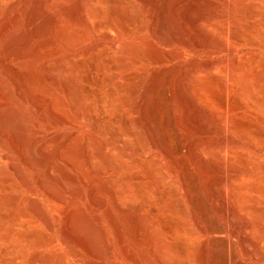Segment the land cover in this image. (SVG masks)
Instances as JSON below:
<instances>
[{
  "label": "rangeland",
  "instance_id": "obj_1",
  "mask_svg": "<svg viewBox=\"0 0 264 264\" xmlns=\"http://www.w3.org/2000/svg\"><path fill=\"white\" fill-rule=\"evenodd\" d=\"M34 1L12 0V2L16 3V7L10 13L9 18L17 16L25 20V12L27 14V10L34 4ZM73 1L75 2L76 0H59L60 3L63 2L64 6L69 7L74 4ZM130 1L136 10H138L146 26L145 30L136 32L133 36H126L123 33L97 32L92 27L83 24L80 20L70 19L66 15H62L58 25L64 29L65 35L70 40L67 43L54 30H50L45 35V39L49 42L51 41L50 52H48L46 60L54 63L58 59L72 57L75 61H81L85 60L88 53L91 52L94 54L102 53L104 59H110L117 63L122 62L123 65H119L116 70L112 71L106 68L102 73L98 74H104L112 80V86H114L118 98H127L128 105L120 112L121 117L127 121L135 120L139 122L143 137L148 142L156 144V148H151L147 154L138 151L134 142L116 137L112 129H105L97 125L94 120L95 118L105 116L111 121L115 117L114 112L105 110V113L104 111L102 113L97 107H89L85 102L80 108H74L64 90L63 79L69 77L78 89L89 87L92 90H96L97 87L90 82L88 83L85 79L87 70L83 73L61 75L52 83L44 78L41 86V96L35 98L34 94L20 89V82L13 80L12 72L10 73L0 62V108L4 107V110L2 109L3 112L0 109V116L5 114L3 117L6 116V118L12 120L15 114V118L11 122V124L13 123L11 125L13 128L10 126L8 127L9 129H6L0 123V137H5L9 140L10 145L8 150L12 154V157L22 165L30 183V187H26L9 170V162L0 160V167L4 169L3 175L6 173L5 177L2 175L0 177V183L2 184L0 187V197H4L7 201L13 203V209L0 205V213L2 214V216L0 214L2 219H0V230L4 229L6 223L12 221L13 211L17 209L26 210V217L18 222L20 228L18 226L13 228L18 237H11L12 239H6V237L5 239L0 238V264H24L22 260L29 262V260L34 258H41L43 260L50 258V262L54 261V264H166L161 262L157 249H154V246L148 241L147 231L142 230L139 234L134 226V219L132 220L128 214L118 212L113 204L111 193L108 190V184L113 180H126L133 175H138L143 180L149 177L148 173L151 169L146 170L134 167L132 165V159L134 158L140 160L150 158L153 160V165H156L163 171L167 179L163 183L157 184V187L161 190H166L169 184L175 188L177 200L186 213V221L196 234L195 254L200 263H203L205 260V241L210 240V238H223L222 240L230 241L234 245L235 252L241 257V264H264V247L260 242V236H264V194L252 190L258 186H264L263 146L251 145L247 137L238 136L231 129L220 127L216 120L218 116H222L219 111L213 110L207 112L195 107L193 103L188 110L181 108L182 106L179 107L178 111L181 112L180 132L184 134L186 140L195 143L199 148H203V144L208 145L212 147L214 152L227 140L233 146V151H238L242 155H245L248 161V164L245 165L242 161L239 162L237 158L230 157V160H227L229 165L228 170H224L219 158H216L215 161L207 159L204 162L201 161L202 163L199 160L195 161V157L192 158L193 156L189 154L181 158V161L183 159L182 163L188 169V175L192 174L191 176L197 177L195 184L197 185L198 192L193 195V197L195 196V201H200L201 199L204 203L202 201L200 203L210 211L214 222L225 224L224 226L227 229L225 233L209 234L203 231L200 232L201 228H198L200 226L195 221L193 214L195 213L194 201H191L193 198L190 199L189 192H186L187 190L184 186L185 178L182 177V172H180V169H177V166L172 162L173 160L169 159L161 148V150L159 149L154 132L151 131L143 116L144 114L137 109V106L141 102L140 99L143 97L144 88L153 82L155 78L157 79L159 75H162L164 71H172V74L167 78V84H164L165 86L160 88L165 89L166 92L157 94V96L159 95L160 103L156 106V112L158 113L159 121H164L173 126L175 124V116L168 103L170 99L169 91L173 92V90L177 91L180 89V79L187 77L194 68L198 66L203 67L215 62L228 64L236 56H247L248 61L245 68V76L250 79L248 83L249 89L252 92L257 90L259 97L264 99V16L260 15L257 21H253L249 19V16L246 15L247 17H245V14L241 13H244V10L248 9L251 4L257 5L264 12V0H237L238 3H232L229 0H191L197 4L195 14L198 12L205 13L215 20L216 25L230 23L229 29L232 33H240L237 29L240 25H242V31L244 29L247 31L253 25L257 26L259 30V32L257 30V37L263 41L259 46L257 44L250 46L247 42L241 46H235L228 41L223 45H219L217 42L219 36L215 28L214 30H210L211 35L210 33L209 35H205L184 15L187 14L185 13L187 12V2L183 3L184 6L181 3L180 8L182 9L179 8V11L177 10V13H174L177 26L183 28L181 32L182 37L181 35L179 36L181 39L179 38L175 42L171 40L164 43L157 39L153 33V21L157 9L150 7L141 0ZM176 1L180 2V0ZM68 2H70L69 4L73 3L69 5ZM240 3L242 5L245 3V7L242 6V8H245L244 10L241 6H239L240 9L237 8ZM209 7L215 10L218 9L220 15L218 11H216L218 12L217 16L211 15L214 10H209ZM199 8H202L204 11ZM172 11L175 12L174 10ZM20 27L19 31L23 33L25 26ZM5 40L0 34V57L2 58L6 54ZM40 40V37L32 36L31 39L26 41L25 50L34 49L39 45ZM186 42L187 46L185 45ZM112 45H116L117 48L112 49ZM128 49H131L129 51L131 52L130 54L128 53ZM14 61L15 65H20L17 61ZM41 65V63L36 64V69H40ZM256 69H259L260 72ZM37 71L42 73L41 69ZM252 74L254 77L251 76ZM129 76L132 78L129 79ZM203 76L201 77L203 78L202 80L206 84H209L212 91L220 94L222 87L226 83L223 75L217 72L215 75L204 74ZM141 80L144 81L143 87L142 85L141 87L138 85L142 82ZM221 84L223 85L221 86ZM231 86L232 88L234 86V89ZM231 86L224 87L228 97L230 100L239 99L244 102L245 120L251 122L258 131L262 132L264 137V104L260 105L262 107L253 104L251 101L240 96L239 91H237L238 89H235V85ZM135 87H140V89H137L134 95ZM177 99H181V102L188 100L185 95L183 98L177 97ZM53 101L56 102V109L54 111L50 109V104ZM80 110L87 111L92 119H81ZM185 115L190 116H188L190 118L189 122H194L193 128L189 129L190 131L184 126L185 121H187H184ZM225 117L228 119H240V116L233 112L228 113ZM181 119H183L182 123ZM61 120L63 121L61 122ZM22 126L24 130L21 129ZM19 132L23 133H21L24 138L23 142H26L25 144L30 147V150H26L27 152L25 153L29 154L32 158L29 163L22 161L23 157L19 155L16 147L15 142H18L16 138L17 136H21L20 134L18 135ZM68 138L76 139L73 146L75 153L73 157L76 156L74 161H76L77 165L74 167L66 166L64 161L66 158L63 157L65 156L64 142ZM32 147L35 149L34 151L33 149L31 150ZM86 148H88L94 158L93 165L77 156L79 152L86 150ZM4 151L5 149L0 148V152ZM203 152H205L204 149ZM58 154H60L59 158ZM98 154H101L103 158H97ZM48 155H50V162L52 164L51 171H54V173L51 172V178L48 177L47 170L44 163H42L44 159L48 158ZM60 158L63 159L64 164L59 160ZM109 159L118 162L120 166L114 168L107 166L106 160ZM206 168L207 170L205 171L204 169ZM207 171H210V173L208 172L210 176H208ZM236 175L241 177L243 183L248 188L239 193L244 203L240 208L237 220L232 221L229 219L226 207L218 199L219 197L217 198L212 192L211 186L213 182L223 181L227 176ZM70 179H73V182ZM95 183H99L100 185L99 198L95 197V194L92 193ZM232 192V186H228V197L234 205L235 198ZM121 200L125 208H139V201H136V199L132 198V196L130 197L127 193L121 194ZM190 201L191 203L193 202V205ZM34 205H37L39 211H42L41 213L44 217L51 222L53 226L51 230L34 215L31 210V207ZM251 207L256 208L258 215H250L248 213ZM139 211L140 216L147 221V225L153 226L157 230L158 237L156 243L158 245L156 244V247L174 242L173 240H167L163 236L156 226L154 219L148 218L149 212L147 208H140ZM72 215L75 221L77 219L80 221L79 226H75L76 222L74 221H72V223L74 222L73 224L70 221H66L65 217ZM247 223L255 227L254 233L246 231L244 224ZM120 228L123 230V237L119 234ZM64 230H67L73 237L72 242L68 241V244H65L66 242L63 241L64 235L62 234ZM24 235L36 236L33 240L44 237L48 243L46 242V245L44 243L37 244L34 241L30 244ZM252 237L255 239L254 242L249 241ZM34 243H36V246ZM167 261L173 264L177 262V258L175 260V257L171 255L166 259ZM50 262L42 264H52Z\"/></svg>",
  "mask_w": 264,
  "mask_h": 264
},
{
  "label": "bare ground",
  "instance_id": "obj_2",
  "mask_svg": "<svg viewBox=\"0 0 264 264\" xmlns=\"http://www.w3.org/2000/svg\"><path fill=\"white\" fill-rule=\"evenodd\" d=\"M24 1H28V0H24ZM136 1H140V0H136ZM141 1L147 3L150 7L157 9L153 21L154 23L153 33L155 34L157 39L161 40L164 43H166L167 41L170 42L171 40L175 42V40H179L180 38L179 36L182 34L181 32L183 28L177 26L174 19L175 17L174 13H177L176 12L177 10L179 11L181 3L183 4L184 2H187L186 4L187 12H185L187 14L184 15H186L189 21H191L193 25L196 26V28H198V30H200L205 35H209L210 30L211 29L214 30L215 28L219 36V38L217 39L219 45L221 44L223 45L227 41L231 42L235 46H241L245 42H247V44H250V46L252 45L255 46L256 44L259 46L260 43H263V41L257 37V30H258L257 26L253 25L247 31H245V29L244 31H242L243 28L242 25H240L237 28L240 31V33L239 32L232 33L231 30L229 29L230 23L216 25L217 23L215 22V20L210 16L206 15L205 13L198 12L195 14L194 12L197 11L195 10L197 5L195 3L196 0L195 1L180 0V2L176 0H141ZM229 1H232V3H238L237 0H229ZM69 3L70 2H68V4ZM244 4L245 3H243L242 5V3H240L238 7L236 4L235 5L238 9H240L239 6H241L242 8ZM102 6H104V8H102ZM203 6L205 5L203 4ZM203 6L202 8H204ZM15 7H16V3L12 2V0H0V34L4 37V40L6 39L5 40L6 54L3 58L0 57L1 58L0 62L3 64V66H5V68L10 73L12 72L13 80H18L20 82V89L34 94L35 98H39L41 96V92H42L41 86L43 84L42 81L44 78L48 80L50 83H52L55 82L56 78H58L61 75L83 73L85 70H87V73L85 74V79L88 83L90 82L94 84L97 87L96 90H92L89 87H86L84 89H78L77 87L74 86L73 81L69 77L63 79L64 90L67 96L69 97V99L71 100L74 108L76 109L80 108V106H82V104L85 102L86 105H88L89 107L90 106L97 107V109L102 113L103 111L105 113V110H110L115 113V117L113 118V120L110 121L107 117L101 116L99 118L94 119L97 125L105 129H112L114 135L120 139L134 142L137 150L142 152L143 154L149 153L151 148H156V144H154V142L150 143L143 137L141 131V125L139 122L135 120L127 121L123 119V117H121L120 112L122 111L123 108L126 107V105H128L127 98L126 97L118 98L114 86H112V80L104 74H98V73H102V71L106 68L112 71L116 70L119 67V65L122 64V62L117 63L110 59H104L102 53L94 54L91 52L88 53V56L85 60H81V61H75V59L72 57H68L65 59H58L57 62L54 63L46 60V58L48 57L47 54L48 52H50L49 47L51 41L49 42L47 39H45V35L48 34L50 30H54L55 33H57L59 37L65 39L67 43L70 40V38L65 35L64 29L58 25L60 21L59 19L61 18L62 15H66V17L67 18L69 17L70 19L80 20L83 24L92 27L97 32L103 31L108 33L109 32L123 33L126 36H133L134 34H136V32H141L145 30L146 26L142 21L138 10H136L132 2L130 0H76L74 4H72L69 7V6H64L63 2L60 3L59 0H35L34 4L31 5V7L27 10V14L25 12L26 15L25 20H22L20 17L17 16H14L11 19L9 18L10 13L13 11V9H15ZM205 7L207 8V6ZM246 7L248 6L246 5ZM170 8L173 9L170 10ZM202 8L199 9L203 10ZM210 9L212 8L209 7V10ZM242 9L244 10L245 8ZM172 10H174L175 12H173ZM209 10L208 12H210ZM212 10L214 11L212 12L211 15L217 16L218 12L220 15V11L218 9L217 10L212 9ZM241 13L245 14V17L249 16V19H252L253 21L254 20L257 21L260 15L264 16V12L261 11V9L255 4H251V6L248 9L244 10V13L243 12ZM23 25L25 26V30L23 33H21L19 31V28H21L20 26ZM32 36L40 37L41 39L40 43L34 49L26 51L25 43L26 41L31 39ZM185 45L187 46V42ZM111 47L112 49L117 48L116 45H112ZM129 51H131V49L130 50L128 49V53L130 54L131 52ZM13 61L14 62L17 61L18 64L20 65L19 66L15 65ZM247 61H248L247 56H236L228 64H221L215 62V63H209L203 67L198 66L199 68L198 67L194 68V70H192L187 77L181 78L179 83L181 84L180 89H178L179 88L178 87L176 88L178 89L177 91L175 90H173V92L169 91L170 99L168 103L175 116V124L173 126L169 125L164 121H159V116L158 113L156 112L157 111L156 106H158L160 103V98L159 95L157 96V94L158 93L163 94L166 92L165 89H160V88L162 86H165L164 84H167L166 82L168 80L167 78L172 74V71L166 70L164 71V73L162 72L163 73V74L161 73L162 75H159L157 79L155 78L153 82H151L148 86H146L144 88V94L142 95L143 97L142 99H140L141 102L139 106H137L138 107L137 109L140 112H142V114H144L143 116L145 117L148 125L150 126L151 131L154 132L157 140L156 143L157 145L159 144L158 145L159 149L161 148L163 150V153H165L169 159L173 160L172 162H174V164L177 166V169H180V172H182L181 175H183L182 177L185 178L184 186L186 187L187 190L186 192H189L190 199L193 198V200L191 199V201H194L195 213L193 214L195 217V221L200 226L197 227L201 228L200 232L203 231L209 234L225 233L227 229L226 226H224L225 224L223 225L222 223L219 224L220 222L219 223L214 222L210 211L206 209L207 207H204L200 203V201H202L201 199L200 201L199 200L195 201L194 199L195 196L193 197V195L198 192L197 185L195 184L197 177L191 176L192 174L188 175V169L182 163L183 159L181 161V158H183L186 154L193 156L192 158L195 157V161L199 160V162L201 161L204 162L207 159H211L215 161L216 158H219L224 170H228L229 165L227 163V160H230V157H233L234 159L237 158L239 162L242 161V163H245V165L248 164V161L245 155H242L238 151L237 152L233 151L234 149L233 146L227 140L224 141L222 145H220L215 150V152L212 150V147L208 145L203 144V148H199V146L197 147L195 143L186 140L184 134L180 132L181 112L178 111V109L180 106H182L181 108L183 109L185 108L186 110H188L191 104L193 103L195 104V107L203 109L207 112L213 110L219 111L221 112L220 115L222 116H218V117L216 116L217 117L216 120L218 121L220 127L225 129H231L238 136L247 137L251 145L253 144L260 145L261 147L263 146L262 149H264V140H263L264 137L262 132L258 131L251 122L245 120L246 118L244 117V113H245L244 102L239 99L230 100L227 91H225L224 88L225 86L230 87L231 85H235L236 86L235 89H238L237 91H239L240 96L242 98H246L248 101H251L255 105L260 106L264 104V99H261L259 97V95L257 94L258 93L257 90L252 92L249 89L248 83L250 79L248 77L246 78L245 76V68L247 65ZM38 63L42 64L40 67L42 73H39L37 70L40 69L38 68L36 69L35 67L36 64ZM259 69L256 70L259 71ZM217 72L222 74L223 78L226 81L225 86L222 87L220 94H216L215 92H213L209 84H206L202 80L203 78H201L204 74L215 75V73ZM251 76L254 77L253 74ZM131 78L132 77L129 76V79ZM141 81L142 82L138 85H140V87L142 85L143 87L144 81L143 80ZM222 85L223 84H221V86ZM140 87L139 88L135 87L133 94L136 93L135 91H137V89H140ZM232 89H234V86ZM184 95L187 97L189 101L186 100V102L183 101L181 102L180 101L181 99H177V97L183 98ZM50 106H51L50 109L54 111L56 109V102L55 101L51 102ZM2 109L4 110V107ZM2 109L1 111L3 112ZM230 112L237 113L240 116V119H234V118L228 119L227 117H225ZM3 116L2 115L0 116L1 117L0 123L2 124L3 127H6L7 129L13 124V123L11 124V122L13 118H15L14 117L15 114L12 120L6 118V116L5 117ZM185 116L187 118L185 117L184 121L185 120L187 121H185L186 123L184 126L187 127L188 130L189 129L191 130V128H193L194 122L193 121L189 122L190 121L189 115H188L189 117L187 115ZM80 118L85 120L92 119L85 110H80ZM62 121L63 120H61V122ZM182 121L183 119H181V123ZM21 129H23V126L21 127ZM22 132H19L18 135L19 134L21 135ZM18 137L19 136H17L16 138L18 142H15L17 145L16 147L18 153L23 157L22 161L29 163L31 162L32 158L29 154H25V153L27 152L26 150H30V147H28L25 144L26 142L25 143L23 142L24 138L22 137V135L19 138ZM75 140L76 139L68 138L64 142L63 148H64L65 156L63 157L66 158L64 161L66 166L68 167H74L75 165H77L76 161H74L76 156L73 157V154H75L73 151ZM9 145L10 142L9 140H7V138L0 137V148L5 149L4 152H0V160L9 162L8 164L9 170L13 173V175L16 176L26 187H30V183L22 168V165L12 157V154L8 150ZM32 149L33 151L35 150L33 147L31 148V150ZM203 149L205 152H203ZM116 150L120 151L119 149ZM58 155L59 158L60 154ZM49 156L50 155H48L47 156L48 158L44 159L42 163H44L45 169L47 170L48 173V177L51 178L52 173H54V171L53 172L51 171L52 164L50 162ZM77 156H80L79 158H81L83 161L84 160L87 161L90 165H93L94 163V158L89 152L88 148H86V150L79 152ZM62 158H60L59 160L62 161L63 160ZM97 158H103V156L101 154H98ZM152 161L153 160L150 158L146 160H140L138 158L132 159V165L134 167H140L146 170L151 169V171L148 173L149 177L143 180V178L141 179L138 175H133L127 178L126 180H118V181L113 180L108 184V190L111 193L113 204L115 208L118 210V212L128 214L132 218V220L134 219L135 222L134 226L136 227V230H138L139 234L141 233L142 230L147 231L148 241L154 246L153 247L154 249H157L158 251L157 254H160L161 262L170 264L168 261L166 262V259L172 255L175 257V260L177 258V262L173 264H241L242 261L241 257L235 252L234 245L230 241L222 240L223 238L221 239L210 238V240L205 241L204 243L205 260L203 261V263H200V260L196 258V254H195V248H196L195 244L197 243L195 239L196 234L190 228V225L186 221L187 216L182 205L177 200L176 190L174 187L170 186V184L168 185L166 190H161L159 187H157V184L163 183V181H165L167 178L164 176L163 171L159 167L153 165ZM106 164L111 168L120 166L118 162L110 159L106 160ZM262 164L264 165V162ZM2 168L0 167V177L1 175L4 176L6 174L5 173L3 175L4 169ZM204 170L206 171L207 168ZM102 172L104 171L102 170ZM208 172L210 173V171H207V173ZM209 173L208 176H210ZM70 180H72L73 182V179ZM1 186L2 184L0 183V187ZM228 186H232L233 188L232 193L235 198L234 205L232 204V202L229 200L228 197L229 194ZM211 187L214 195L217 196V198L219 197L218 199L226 207V211L229 216V219L232 221H236L239 215L240 208L244 203L241 197L239 196L240 195L239 193L242 190H246L248 188L245 186V183H243L241 177L237 175L227 176L226 178L223 179V181L213 182ZM93 189L94 190L92 193L95 194V197H98L100 195L99 183H95V187ZM252 190H256L259 193L264 194V186H258L257 188L255 187ZM122 193H127L129 194L130 197L132 196V198L136 199V201L138 200L139 208L138 209H134L130 207L125 208L121 200ZM2 198L0 200L1 201L0 205L8 207L9 209H13V203L7 201L6 198L4 199ZM202 203L204 202L202 201ZM140 208L148 209L149 212L148 218L155 220V224L158 227V229L161 231L163 236L167 240L174 241L172 244L170 243L165 246H157V247L155 246L157 244L156 239L158 237L156 232L157 230H155L153 226H148L145 218H142V216H140V211H139ZM31 210L34 213V215L37 218H39V220L44 222V224L48 227V229L51 230L53 228L51 222H49L46 219V217H44V215L41 213L42 211L41 212L39 211L37 205L31 207ZM248 213L250 215H254V214L258 215L255 207L254 208L251 207ZM24 217H26V210L17 209L13 211L11 217L12 221L6 223V226L5 227L3 226L4 229L0 230V238L2 237L5 239L6 237L7 239L11 237L13 238L18 237V235L15 233V230L13 228L18 226V222ZM3 218H5V216H3ZM65 218L66 221H70L71 223L72 221L76 222V224H74L75 226L80 225V221L78 219L75 221L73 215ZM5 219L4 221H6ZM244 225L247 232L254 233L253 231L255 230V227L253 225H251L250 223ZM119 234H121V236L123 237L122 228H120ZM62 235H64L63 241L66 242L65 244H68L67 242L71 241L73 238L68 233L67 230H64V233ZM24 237L30 244H32L34 241L37 244L38 243L45 244L47 242V239H45L44 237H39L37 240H33L34 237L36 236L31 237L29 235H24ZM249 241L254 242L255 239L252 237L250 238ZM260 242L261 245L264 247V236L262 237L260 236ZM36 243H34L35 246ZM49 262H50V258H46L45 260L41 258H34L32 260H29V262L26 260H22V263L24 264H42ZM53 262L52 264H54Z\"/></svg>",
  "mask_w": 264,
  "mask_h": 264
}]
</instances>
